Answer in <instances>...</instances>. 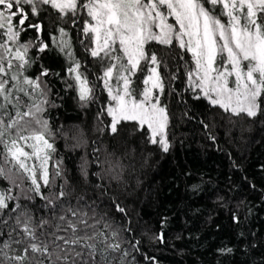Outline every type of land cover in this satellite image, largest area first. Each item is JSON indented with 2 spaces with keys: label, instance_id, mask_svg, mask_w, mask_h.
Wrapping results in <instances>:
<instances>
[{
  "label": "snow or ice",
  "instance_id": "snow-or-ice-1",
  "mask_svg": "<svg viewBox=\"0 0 264 264\" xmlns=\"http://www.w3.org/2000/svg\"><path fill=\"white\" fill-rule=\"evenodd\" d=\"M69 19L100 74L77 58ZM46 54L63 57L66 75L44 63ZM173 61L184 62L193 100L230 117L264 115V0H0V264H137L141 241L112 183L121 180L122 159L108 153L101 160L97 141L81 129L69 146L85 149L80 175L69 177L56 146L60 129L48 118L64 98L52 78L65 85L63 93H75L81 109L98 105L100 134L115 137L131 124L130 137L168 154L175 136L165 96H180L169 89L178 79ZM81 183L90 194H77ZM204 183H193L192 195H212ZM214 195L237 226L240 213L251 214L245 201L232 210L225 195ZM166 225L164 218L151 239L164 243Z\"/></svg>",
  "mask_w": 264,
  "mask_h": 264
},
{
  "label": "trees",
  "instance_id": "trees-1",
  "mask_svg": "<svg viewBox=\"0 0 264 264\" xmlns=\"http://www.w3.org/2000/svg\"><path fill=\"white\" fill-rule=\"evenodd\" d=\"M45 24L50 26L47 18ZM65 27L71 33L77 58L87 64L89 71L100 74L99 64L80 46L77 28L70 19ZM151 47L159 46L153 43ZM185 59L191 62L190 54ZM44 63L66 75L62 71L63 57L46 54ZM37 70L38 66L34 71ZM171 71L178 79L171 82L169 89L175 87L180 96H165L175 136L174 147L168 154L151 145L144 146L138 136L130 137L131 124L123 125L115 137L100 134L96 120L98 105L81 109L73 99L75 93L71 90L63 93L65 85L52 78L54 92L60 91L64 96L63 100H57L61 106L49 109L48 113L53 128L60 129L56 133L58 155L65 158L69 177H79V156L85 149L72 151L69 146L84 129L89 141H97L101 160L108 153L122 159L121 180L118 185L116 181L112 183L131 215L135 238L141 241L140 252L134 253L137 264H153L144 256L154 257L155 264H264V115L253 121L209 108L206 100H193L187 91L183 61L171 62ZM91 78L95 79V75ZM181 97L187 103L179 102ZM104 102L106 94L101 97V103ZM185 111L193 117L191 120L182 116ZM201 120L210 127L205 129ZM105 121L110 122L106 115ZM209 136H215V142ZM201 180L212 195H192L191 185ZM81 192L90 194L91 188L81 183L77 194ZM215 192L231 201L232 210L237 202L245 201L252 209L251 214L240 213L242 223L237 226L230 211L214 202ZM164 218H167L163 229L165 242L160 243L151 237L160 232ZM224 246L234 251L221 254L218 249Z\"/></svg>",
  "mask_w": 264,
  "mask_h": 264
},
{
  "label": "rangeland",
  "instance_id": "rangeland-1",
  "mask_svg": "<svg viewBox=\"0 0 264 264\" xmlns=\"http://www.w3.org/2000/svg\"><path fill=\"white\" fill-rule=\"evenodd\" d=\"M172 22H174V21H172Z\"/></svg>",
  "mask_w": 264,
  "mask_h": 264
}]
</instances>
